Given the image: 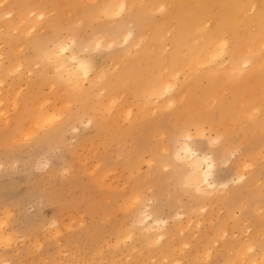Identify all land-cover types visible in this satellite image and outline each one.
Here are the masks:
<instances>
[{"label": "bare ground", "instance_id": "bare-ground-1", "mask_svg": "<svg viewBox=\"0 0 264 264\" xmlns=\"http://www.w3.org/2000/svg\"><path fill=\"white\" fill-rule=\"evenodd\" d=\"M48 5L51 6L50 10L47 9ZM51 10L54 12L51 13ZM157 11L160 13L158 19L155 14ZM122 12L124 14L118 19L113 17ZM76 19L84 23L82 27L91 25L94 30V37L88 44L81 45L82 48L76 44V33L82 28L76 29ZM133 27L141 28L144 35L136 36L137 32H134ZM167 46L170 47L169 50H166ZM114 47L115 51L109 52ZM89 48H105L107 55L120 52L118 58H112V64L115 65L113 71L104 63L98 67L91 53L85 52ZM109 60L112 61L111 58ZM9 73H17L20 77L23 74L24 82L21 84L14 79L5 87ZM181 75L183 79H180ZM23 84L26 86L25 91L21 88ZM40 84L47 86L51 96H39L40 92L37 94L36 89ZM222 85L232 87L231 98L225 99L222 96V89L225 88H220ZM258 88L261 93L254 96L253 92ZM4 89L12 94L10 104L13 106L12 110L15 109L13 116H10L8 96L4 95ZM61 92L65 93L62 97L68 101L65 100V105H60L64 100L59 101V106L51 98L61 96ZM125 92L130 93L136 100L145 98L146 102H155L151 103L153 111L168 107L172 110H164L156 120H147L137 115L131 117L133 108L132 105L131 108L128 106L127 96L123 95ZM91 99L100 108H108L110 113L108 120L101 121L99 132L113 125L122 114L129 119V125L127 128L115 129V135L127 133L128 129H136L138 135L134 138V144L141 149V154L140 160L134 164L145 162L148 172L153 167L150 174L155 175L149 179L147 176L146 180L142 179L144 188H153L152 183L156 181L164 184V175H156L171 162L178 177H182L185 187L193 193L191 200L195 202L194 210L199 208L194 215L178 210L174 214L170 213L173 215L169 218L156 214L147 204L142 208L143 201L138 193L129 194L121 206L135 217L133 223L144 241L142 247L137 242H129V247L131 250L138 248L145 251L134 253V261L126 264H201L200 261L206 264H264L263 228H256L254 233L243 234L241 239L238 238L239 241L227 236L230 239L219 242L221 247L217 245L218 248H225L219 251L223 256L220 263L213 256L219 249L214 252L213 246L223 235H227L228 223L227 227L220 224L219 230L214 234L216 238L207 239L206 244L198 241L197 249L193 248L194 244L190 240L184 239L178 241L175 251L170 250V239L191 227L200 226L202 221L200 222L199 215L206 210L207 202H219L230 209L232 204H237L250 191V184L258 182L256 179H246V173L250 171L248 168L253 166V153L258 139L245 144L243 151L232 162L233 173L230 177L220 180L215 171L217 155L232 153H226L228 146H240L238 139L227 141V120L224 122L223 117L246 122L247 117L257 116L256 112L264 115V0H0V120L6 124L0 130V140L6 142L11 138L14 141L28 139L59 118L62 119L58 128L72 122L71 128L77 131L78 126L74 122L82 121L87 114L86 109L91 105ZM71 100L81 101L82 104L74 113L68 114L63 111L62 106H67L66 102L72 103ZM182 100L184 102L178 106ZM86 119L87 123L91 122V118ZM159 128L166 129L168 133L172 132L169 133L168 142L164 145L157 142L150 146L149 139ZM206 128L213 133L216 131L215 136H211L212 133L204 136ZM50 130L46 131L45 138L55 129L49 132ZM160 133L165 134L164 130H160ZM195 138H204L210 145L218 141L227 142L221 150L202 152L195 146ZM225 158L223 157L226 161L228 157ZM104 175V171L100 170L96 178L103 181ZM162 188L164 187L160 190ZM201 202H206V205H200ZM112 206L106 201L101 208L103 211L108 209L112 212L116 208ZM257 208L264 210V206L260 204ZM7 209L1 211L5 218L6 215L9 217L10 208ZM71 215L66 224L74 222ZM78 217L76 215L77 220L80 219ZM5 218L0 221V242L4 245L10 240L13 243L16 237L13 236L12 239L11 231L6 232L9 228L2 229L3 222L8 224L10 219L6 221ZM102 221L95 222L92 230H85L87 243L96 245L100 238L104 240L109 234ZM48 224L50 225L49 221ZM170 225L174 230H170ZM52 227L56 235L62 229L56 219L52 221ZM243 227L245 228L244 225ZM252 228L250 223L245 229L248 232ZM109 231L114 236L113 243L118 245L127 240L132 241L136 234L133 230L116 227ZM194 233L196 230L192 231ZM234 234L236 237L237 231ZM33 242L32 245H35ZM36 242L39 244L38 240ZM127 250L129 251L128 248ZM93 253L95 254L94 251ZM225 255L227 256L224 257ZM129 256L128 253L125 258ZM2 261L3 264L9 262Z\"/></svg>", "mask_w": 264, "mask_h": 264}, {"label": "rangeland", "instance_id": "rangeland-1", "mask_svg": "<svg viewBox=\"0 0 264 264\" xmlns=\"http://www.w3.org/2000/svg\"><path fill=\"white\" fill-rule=\"evenodd\" d=\"M47 9L50 10L51 6L48 5ZM53 12L54 11L51 10V13ZM123 14L124 12L113 17H117L118 19ZM155 14L158 19L160 17L159 11L155 12ZM112 23L114 22L112 21ZM83 25L84 23L79 20L75 21L74 23L76 29L78 27H82ZM133 28L134 32H137L136 36L140 37L144 35L145 32L141 31V28ZM76 34V44L80 47L81 45L84 46L86 43L88 44L92 37H94V30L91 25H85V27H82ZM90 49L91 48H89V50L85 52H88L87 54L91 53L90 55L93 57V60L96 65H98V67L101 63H104L105 66L109 68V70L113 71L112 69H114L115 65L112 64L114 63L112 58H118V54H120V52L112 54L110 53L109 55H107L108 52H106L107 49L105 48L92 50ZM115 49V47L111 48L109 52L115 51ZM169 49L170 47L167 46L166 50ZM110 58L112 61L109 60ZM17 73H9V75H7L5 87L14 79L18 80V82L21 84L24 82L22 80L23 74L21 75L22 77H20ZM180 79H183L182 75L180 76ZM223 87H225L226 89H222V96L226 97L225 99L231 98L232 87L223 85L220 86V88ZM21 88L22 91L26 90V86L24 87V84ZM5 89L4 95L7 94L8 96V110L11 114L10 116H13L15 113V109L12 110L13 106H11L10 104L12 100V94L10 95V93ZM47 89L48 88L45 84H40L37 87L36 91L37 94L38 92H40L39 96L46 94L51 96L50 90ZM5 91L8 93H5ZM254 92V96L261 93L259 88L255 89ZM63 95H65V93L62 94L61 92V96L57 95V97H53L51 98V100L53 99V101L57 103V105L63 102L61 100H64V102L60 105H65V100H67V98H63ZM123 95L127 96L128 106L130 107L132 105L131 107L133 109L131 117H133V115H137L138 117L146 118L147 120H156L164 110L167 112L172 110L171 107H168L158 111H153L151 110V106H153L151 103L155 102H146L145 98L136 100L130 93L126 92L125 94L123 93ZM71 102L72 103L66 102L67 106H62L63 111L68 114L74 113L76 110H78L80 104H82V102L78 100H71ZM183 102L184 100H182L178 106H181ZM86 112L87 114H85L82 119L83 122L79 120L74 122V124L78 126L77 131H74L71 128L73 125L72 122L65 123L62 128H58V125L62 119L59 118L56 122L43 127L39 131V133L28 139L14 141L11 138L6 142H4V140H0V215L2 216H0V221H3V218H5L3 217L4 212L1 213L2 209L4 210L5 208H10L8 212L10 215L7 213L9 217L7 218L6 215L5 218L6 221H8V219L10 218L8 224L4 221L1 227L2 229L4 228L3 230H7L9 228L6 232L11 231L10 235L12 236V239L13 236H16L15 240L17 238L16 241L13 239V243L11 240V242L9 241L10 243L6 242L8 244L4 242L5 245L0 242V259L4 260L5 262L9 260V262H6V264H43L44 262L48 264H126L129 262H133L134 259L132 255H134V253L138 251L144 252L145 249L140 250L136 248L135 251L134 249L131 250L129 247V242H137L136 244H139V247H142V244L144 242L141 239L142 235L138 233V229L135 223H133V219L135 217L131 214H128L124 206H121L124 199H126L129 194L132 195L138 193L143 201V204L141 205L142 208L145 204H147L151 209L155 211L156 214L164 217L172 218L174 212L178 210H185L188 214L194 215L199 209L197 208L196 211L194 210L195 202L191 200L193 193L185 187V184L181 181L182 177H178L177 173L174 171V164L171 162L168 166H166L167 168L164 167V169H162V167L160 169V173L157 172L156 175L158 176L161 173L164 175V184L163 182L161 183L159 181H156L152 183L153 188H144L145 186H143L142 181L146 180L147 176L149 179L150 177H153L155 175L150 174L153 167H151L148 172L149 168L147 167L145 162L134 164L136 161L140 160L139 157L141 154V149L134 144V138L138 135V133L136 134V129H128V132L123 133L122 135H115L114 133L115 129L119 130V128L123 129L128 127L129 119L125 117V115L122 114L118 116L113 125H109L107 129L99 132L98 128L101 121L104 122L108 120L107 118H109L110 116L108 108H100L97 104H95L93 99H91V105H89L88 109H86ZM260 113L261 112H256L257 116L251 115L247 117V119H245L246 122H243L242 119L229 120V118L223 117L224 122L227 120V124L225 125V128L228 127L225 131L227 141L232 140L233 138L238 139V143L240 146L233 147L231 145L232 147H227L226 153H228V151L232 152L233 155L232 153H228L231 156L228 154L224 156L217 155L215 171L217 178L220 180L230 177L233 173L231 169L232 162L243 151L245 144H247L249 141H253L254 139H258L256 150L253 153L254 158L252 160V165L254 167L251 165L252 168L249 167L248 169H250V171H247L246 173V179H256L258 180V182L254 185L250 184V191L246 193V195H244L241 199H239L237 204H232L230 209L226 208L222 203L219 202H207V211L205 210L203 212H200L201 214L199 215L200 222L202 221V223H200V226L204 227H191L187 229V231H185L183 234L175 235L172 239H170V243L172 245H170L171 251H175V249H177L178 241L184 239H188V241L190 240L192 242V245L194 244L193 248L196 247L197 249L198 241H202V243L204 242L206 244L208 242L207 239L212 240V238H216V235L214 234H216L221 225L226 226L227 223V225L229 226H226L228 230V232L226 233L227 235H223L219 240L216 241L213 246L214 252L219 249L218 247L220 246L221 242H224L231 237H234L233 239L239 241V239H241L240 237H242L243 234H250V232L254 233L256 228H263L262 230H264V210L260 211L257 208L259 204L261 206H264V115ZM86 118H91V122L87 123ZM5 125L6 124H4L2 120L0 122V130L3 129ZM223 128L224 127L222 126L221 129ZM244 128H247V131H244ZM48 129L55 130L52 131L49 137L45 138L44 136ZM51 130L49 132H51ZM160 130H164L165 134L160 133ZM169 133L166 131V129L159 128V130L155 132L149 139V145L151 146L153 143L157 142L164 145L168 142ZM210 133H212V135ZM215 133L216 131L213 133L212 130H208V128H206L204 136H208V134L211 136H215ZM194 141H196L194 143L195 146L202 152H207L210 150L217 151L219 149L221 150L223 148V144L226 145L227 142L218 141L210 145L206 143L204 138H195ZM7 147H9V149H7ZM6 150H8L9 152H7ZM146 154L147 153H145V155ZM261 155L263 156V158ZM223 157H226L228 160L225 158V161ZM227 163L228 165H226ZM91 165L94 167H90ZM152 166H154V164ZM62 170L64 171L62 172ZM100 170H103L105 174L103 181H101L99 178H96V175L100 174ZM81 176L82 178H80ZM90 183H92L93 185H91ZM127 184L129 187L127 186ZM161 187L164 188L160 190ZM106 188L108 191L106 190ZM100 193L101 195H99ZM144 194L146 195L143 196ZM150 195L151 197H149ZM93 198L95 199L93 200ZM106 201L109 202L110 206L113 205L112 207H121H118V209L114 208L115 210L112 212L108 211V209H105L103 211L101 207L106 204ZM97 202H99L100 204ZM203 204L206 205V202H201L200 205ZM93 205L95 209H93ZM234 207H237L238 210L234 209ZM216 210H218L219 212H217L218 215L215 214ZM10 211L12 213H10ZM90 211L92 212L90 213ZM258 211L259 213H257ZM114 212L117 214H115ZM212 212L214 213L212 214ZM231 212H235L234 214L236 216H234V214H232ZM170 213L173 214L171 215ZM75 214L77 215V217L79 216L80 219L77 220ZM70 215L73 217L74 222L75 219L77 221L76 223L72 221L71 223H69V225L66 223H68L67 219H69ZM208 217L211 219H208ZM97 218H99V221H102L103 219L102 222L105 224V228L109 232V234V229H111L112 227L120 228L123 230H133L136 233L133 236V240H127L125 242L126 244L121 243L118 245L113 243V240H115L114 236L110 234V237V235L107 234L105 239L102 240V238H100L99 242L96 245L87 243L84 234L86 233V231L88 232L89 230H92L95 222H99ZM120 218H122V220ZM54 219L58 221V225H60V228H64L63 230L60 229V232L57 235L54 234V229L52 227V221ZM79 220L81 221V223ZM48 221L50 225L48 224ZM60 221L63 222L60 223ZM240 221L242 223L248 221V224H241ZM250 223L254 229L252 228V231L247 232L245 228L246 225H249ZM262 224L263 226H261ZM65 225L68 226L66 230ZM85 225H87L86 228ZM243 225L245 226V228L243 227ZM171 227L172 226L170 225V230L173 229ZM82 228H84V230ZM49 229L51 230L48 231ZM193 230H196V233L192 234ZM236 231V235L238 237H235L234 233H236ZM11 233H13V235ZM45 233H47V235ZM227 236H229L230 238ZM40 237L42 238V240ZM60 238L61 241H59ZM37 240L39 241L40 246L38 242H36ZM40 240L42 243L40 242ZM32 242L37 247L35 245H32ZM7 245L8 247H5ZM51 247L53 249H51ZM127 248L129 249V251L127 250ZM224 249L225 248L219 249L213 255L216 257V259H219L218 263H220V261L223 259V256L220 254V252ZM93 251L95 252V254L93 253ZM110 251L111 253H109ZM128 253L130 254L129 258H125ZM226 256L227 255H225L224 257ZM55 257L57 259H55ZM71 257L73 261L72 259H70ZM4 258H6L7 260ZM61 259L62 261H60ZM2 260H0V264H3ZM200 263L206 264L202 263L201 261Z\"/></svg>", "mask_w": 264, "mask_h": 264}]
</instances>
